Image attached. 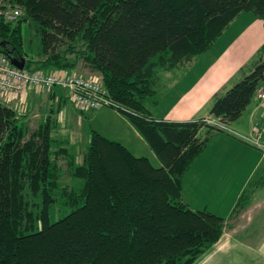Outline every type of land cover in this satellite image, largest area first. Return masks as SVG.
Segmentation results:
<instances>
[{"label": "trees", "instance_id": "1", "mask_svg": "<svg viewBox=\"0 0 264 264\" xmlns=\"http://www.w3.org/2000/svg\"><path fill=\"white\" fill-rule=\"evenodd\" d=\"M1 1V9L9 1L22 12L1 20L0 52L13 47L24 68L43 72L72 74L82 60L102 75L111 104L101 106L122 113L160 163L92 127L77 161L69 141L52 135L55 118L31 128L0 102V264H192L220 238L224 217L189 207L181 178L212 132L264 154L230 126L254 97L261 103L264 57L242 66L239 79L213 93L209 114L192 119H164L159 101L169 86L158 83L177 68L187 72L240 13L264 27V0ZM24 23L38 38L33 53L24 47ZM244 207L239 199L232 215ZM55 210L61 215L52 219Z\"/></svg>", "mask_w": 264, "mask_h": 264}, {"label": "crops", "instance_id": "2", "mask_svg": "<svg viewBox=\"0 0 264 264\" xmlns=\"http://www.w3.org/2000/svg\"><path fill=\"white\" fill-rule=\"evenodd\" d=\"M245 18L244 23L241 22L240 30L228 36L220 52L215 56L210 55L195 77H192L189 86L172 101L163 115L164 119L187 120L209 114L213 93L241 77L240 68L253 58L251 57L253 51L256 50L264 57V44H261L264 41L262 20L250 15ZM253 33L258 35L256 43L255 38L252 39ZM68 72L86 71L77 66ZM261 86H264V83L259 87ZM0 102L12 107L18 116L25 117L27 114L29 123L31 121L35 125L48 116L55 118L56 127L52 135L59 136V139L65 136L69 144L71 139L66 138L76 134L74 130H78L79 125L85 122L83 120L85 112L77 111L78 109L76 110L69 101L66 91L58 87L42 89L30 87L21 94L0 95ZM103 108L90 112L104 116ZM263 111L264 105L261 106L254 97L230 126L236 133L246 135L252 131L254 122L260 118ZM125 120L133 127L126 117ZM62 129L69 132L66 130L63 132ZM86 130L84 142L88 140V128ZM133 131V136L137 137H133L129 142L109 138L120 141L136 155L132 146L143 145L146 142L136 129ZM181 183V198L189 207L206 209L224 217L223 232L210 248V252L202 254V264L212 255H216L217 260L218 257H229L231 252L249 253L254 261L264 263L263 153L226 132H212L202 152L182 176ZM243 195L246 197L243 198ZM239 199H243L245 207L232 215V210Z\"/></svg>", "mask_w": 264, "mask_h": 264}, {"label": "rangeland", "instance_id": "3", "mask_svg": "<svg viewBox=\"0 0 264 264\" xmlns=\"http://www.w3.org/2000/svg\"><path fill=\"white\" fill-rule=\"evenodd\" d=\"M2 1H4V0H2ZM3 3L6 6V8L10 9V7L12 6L11 2H9V1H4ZM15 7H13V8H15ZM248 15L254 16L250 12L240 13V15L233 21V23L231 22V24L225 30L224 34L219 38V40L212 46L210 51H208L202 57H200L201 59L198 62H196L197 63L196 65L194 64V67H193V63H191L188 66V69L189 70L191 69V70L187 75H186L187 72H185L186 69H184L183 67L177 68L176 70H173L169 73L167 72L164 74L163 79L158 83V87L160 86L159 87V88H161L160 90H164L163 87L166 84L169 87L165 90L166 92L162 96H160V101H159L160 106H161L160 109H163V108L168 109L167 107L169 106V104H171L170 102L173 101L174 98H177L178 95L181 94V91H183L187 86H189V84L192 82L195 75L199 72V69L204 65L205 61L210 57V55L212 53H214V51L219 50L223 46L222 45L223 42L225 40H227L228 36L231 33L234 34L240 30L241 25H242L241 22L244 23V21L246 20L245 17ZM254 18H256V17L254 16ZM257 30H255V32ZM22 31H23V38H24V47L28 51H31V53L35 52L39 43H38V38H37L33 28L31 27V25L28 26L26 23H24L22 25ZM253 38H255V41H254L255 43L258 42V35L256 33H253L252 39ZM249 42H250V40H249ZM261 44L263 45L264 41L261 42ZM261 44H260V46H261ZM258 53L259 52H257L256 50L253 51L251 57H256V55ZM250 60H251V58L246 63H248ZM77 66L82 71H86L84 73L90 72V74H94V76H96L97 78L100 79V81H102V75L95 70H93V71L89 70V67L82 60H79V62L76 64V67ZM79 74H82V73H79ZM171 76L175 77L174 81H172V79H170V78H172ZM109 104H111V103H109ZM72 105L74 106L73 103H72ZM260 105L261 106L264 105V102H261ZM100 107H104L103 108L105 111L104 116L94 115L92 112H90L91 111L90 109L82 110V113L85 112V113H83L84 114L83 120H85V122L83 121V124L79 125V127L77 128L78 130H74V132L76 134H73L70 137L66 138V139H69V138L71 139L72 145L69 144L68 147H69V149H72L75 151L77 161H80L82 159L83 151H84L85 146H86V142H84L85 133L87 131L86 129L89 127L97 129L98 131L102 132V134L105 136L112 137V138H119L125 142L132 141L133 137H137V136H133V134H134L133 130H135V129H134V127H131V125L129 123H127V121L125 120V117L122 113H121V115H119L118 113H120V112H118L117 109H114L112 107L107 108L105 106H99L97 108H100ZM97 108H95V109H97ZM75 109L77 110L78 108H75ZM203 109H204V107H203ZM77 111H80V110L78 109ZM207 112H208V110L206 111V113ZM20 117H22V116H20ZM123 117H124V119H123ZM27 118H29V117L26 114L24 117V120L29 122V120ZM35 126L36 125L30 121L29 127L33 128ZM64 130L69 132V130H67V129H62L63 132H64ZM60 134H62V133H60ZM55 136L59 137L57 135H55ZM63 137L65 138V136H63ZM132 147H134L133 151L136 153V155L147 156L153 165H159L160 161H159L157 155L149 148L148 145H146V143H143V145L138 144V145L132 146ZM58 163L60 164V166L64 170H66L65 169L66 168V162H65L64 158L60 157L58 160ZM72 182H73V179H70L64 171L62 183L69 185ZM53 214H54V217H52V219H55L61 215V211L57 212L55 210V213L52 211L51 216H53ZM209 250L206 251L207 254L210 252ZM242 250H246V249L242 248ZM201 256L197 260H195L192 264H202L201 260L203 257H201ZM204 264H264V263L254 261L253 256L249 253L244 254L241 252V253L237 254L236 252H231L229 257L228 256L227 257L225 256L223 258L218 257L217 260H216V255H212V256H210L209 259H207V261Z\"/></svg>", "mask_w": 264, "mask_h": 264}, {"label": "built area", "instance_id": "4", "mask_svg": "<svg viewBox=\"0 0 264 264\" xmlns=\"http://www.w3.org/2000/svg\"><path fill=\"white\" fill-rule=\"evenodd\" d=\"M20 13L19 7L0 8V22L1 20H14ZM30 87L64 89L67 91L69 100L80 110L97 108L110 103L102 82L94 75L85 77L75 73L68 74L63 70L43 72L24 67L19 68L10 62L7 55L0 52V95L21 94ZM257 98L260 102H264V86L257 89ZM253 130L250 136L242 135V137L264 150V116L263 120L255 122Z\"/></svg>", "mask_w": 264, "mask_h": 264}, {"label": "water", "instance_id": "5", "mask_svg": "<svg viewBox=\"0 0 264 264\" xmlns=\"http://www.w3.org/2000/svg\"><path fill=\"white\" fill-rule=\"evenodd\" d=\"M12 49H13V47L10 50L4 51V53L8 56V58L10 59V62L13 65H15V66H17L19 68L24 67V62H25L24 57L21 56V55H19V56L13 55L12 54Z\"/></svg>", "mask_w": 264, "mask_h": 264}]
</instances>
